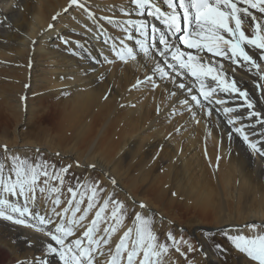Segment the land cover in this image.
<instances>
[{
  "label": "bare ground",
  "instance_id": "bare-ground-1",
  "mask_svg": "<svg viewBox=\"0 0 264 264\" xmlns=\"http://www.w3.org/2000/svg\"><path fill=\"white\" fill-rule=\"evenodd\" d=\"M154 2L159 4L162 11L168 10L163 0ZM69 3L70 0H0V68L9 64L15 72L11 75V82L17 85L12 86L16 95L12 96L20 108L28 104L26 113L39 111L46 115L53 110L52 115L48 114L51 124L43 125L47 120L38 124L28 141L22 139L17 146L11 147L9 133H1L0 146L7 145L13 151L10 154L22 159L32 151L28 148L34 146L60 151L62 158L66 157L61 168L70 165L79 174L84 172V179L93 173L92 169H100L101 180L107 182L104 178H109L107 194L126 187L124 190L130 199L148 205L147 211H151L154 204L135 195L134 187L138 188L136 178L139 176L132 177L134 180L128 177L127 182H119L112 177L114 174L123 175L119 163L136 159L141 165L138 173L147 172L143 181L148 184L146 192H154V187L159 190L155 193L156 200L172 202L164 196L169 191L185 196L189 201L194 198L193 206L203 217L212 215V220L216 222L213 230L226 227L224 230L233 235H250L252 230L246 225L264 223V158L249 147L236 128L243 126L242 130L249 141L258 142L257 147H264V129L256 122V117L249 118L247 115L249 111H259L264 117V79L256 74L255 68L249 71L243 64L229 66L227 61L214 57L224 64L226 78L235 79L237 86L255 102V107L249 110L245 99L238 93H225L217 89L210 97L213 103L203 101L206 107L201 109L191 99L192 94H198L197 85L191 83L192 78L180 76L175 83L161 79L158 74L153 76L154 62L144 58L142 53L137 61L124 62L112 49L115 43L117 50L127 45L139 52L136 43L141 39L139 32L127 25L126 21L144 20L149 26L155 25L159 29L155 34L158 41L159 32L167 33L162 20L147 14L139 15L130 0H80L84 8L76 5L69 7ZM252 11L258 19H262L259 13ZM109 19L112 23H109ZM125 27L128 33L123 30ZM242 28L246 35H251L247 23ZM129 35L132 39L128 38ZM168 35L183 50L194 52L179 41V34ZM121 40L124 45L120 44ZM249 54L264 69L260 51L251 49ZM164 59L156 56V61L161 63ZM148 76H152L154 83L146 79ZM179 83L191 85L193 93L180 89ZM34 92L41 100H31L30 96L25 100L24 94ZM49 96L59 99L48 110L41 109L44 97ZM219 99H223L225 104H216L215 101ZM185 100L189 103H183ZM225 107H232L236 111L225 114ZM209 108L212 109L211 116L207 114ZM238 114H242L243 119L235 124L228 123ZM52 121H55L54 125ZM15 148L23 151L17 154ZM63 175L65 180L67 173ZM84 179H79L76 186L81 189L83 197L77 219L89 202L87 192L93 188H86L90 184ZM113 179L115 184L112 183ZM64 182L61 186L59 181H50L51 185L61 188L60 192H37L35 205L29 204L31 210L53 221L63 219L67 223L71 219V211L61 217L52 213L54 207L57 212H62L72 198L66 189L69 185L67 181ZM95 188L99 202L86 219L74 226L76 236L69 237V240L80 237L99 210V185ZM57 197L61 201L59 206L53 203ZM78 197L76 194V200L80 199ZM19 203L23 205V197H19ZM135 209L136 212L142 210L139 205ZM159 216L166 218L161 213ZM22 219L28 224L37 223L32 216L26 215ZM156 221L161 223L160 220ZM101 223L102 231L96 233L97 238L104 235L103 229L107 227L101 226ZM47 228L52 229L53 226L48 225ZM200 229L209 228L199 226L196 234ZM124 230L121 228L112 236L108 245L101 244L105 255H97L100 264H106L108 249L114 250ZM197 239L204 250L208 242L199 236ZM49 243L59 247L34 227L0 218V264H40V261L62 264L57 254L48 251ZM227 245L225 249L229 250V262L226 264H255L233 244L228 242ZM206 257L210 264H222L219 256L212 252Z\"/></svg>",
  "mask_w": 264,
  "mask_h": 264
},
{
  "label": "snow or ice",
  "instance_id": "snow-or-ice-1",
  "mask_svg": "<svg viewBox=\"0 0 264 264\" xmlns=\"http://www.w3.org/2000/svg\"><path fill=\"white\" fill-rule=\"evenodd\" d=\"M130 3L135 5V11L139 15L147 14L162 20L167 27V33L159 32L157 41L155 34L159 29L155 25L149 26L144 20L126 21L127 25L139 32L141 39L136 41L139 45V52L124 45L123 40L120 44L124 46L118 50L117 45L113 43L112 49L120 60L137 61V57L142 53L144 58L154 62L153 76L158 74L161 79H168L173 83L180 76L192 78L191 83L197 85L198 94H192L191 99L201 109L206 107L203 101H207L208 104L213 103L210 97L217 92V89L225 93H238L245 99L249 110L255 107V102L249 99L246 91L237 86V81L226 78V69L221 60L227 61L229 66L243 64L248 67L249 71L255 68L256 74L264 79V69L253 58V55L249 54L251 49H257L260 51V59L264 60V0H163L167 11H162L154 0H130ZM73 5L80 8L85 7L80 0H70L69 7ZM252 10L259 13L262 19H258ZM109 23H112L110 19ZM245 23L251 29V35H246L242 28ZM123 30L128 33L127 27ZM168 33L172 36L179 34V41L186 46V49L194 50V52L183 50L170 39ZM128 38L132 39V36L129 35ZM157 55L165 58L163 63L156 61ZM214 57L221 58V60H215ZM146 79L154 83L152 76ZM178 87L190 94L193 93L191 85L179 83ZM183 103L188 104L189 101L185 100ZM215 103L223 105L225 101L219 99ZM234 111L236 109L232 107L223 109L225 114ZM207 114L212 115L211 108L208 109ZM247 115L249 118L256 117V122L264 129V117H261L259 111H249ZM241 119L243 115L238 114L235 118H230L228 123L235 124ZM242 127L236 128V131L243 136L255 153L264 158V147H257L258 142L249 141ZM0 147L5 153L4 158L0 159V218L16 224H25L27 227H34L36 231L44 232L59 246L54 247L49 243L47 248L50 253L59 256L62 264H100L97 255H105V252L101 250V244L108 245L112 235L121 228L126 230L123 231L114 250L108 249L106 264H164V257L169 253L170 245L160 241L153 230L152 217L143 215L142 212H134L131 219L132 226H126L124 221L128 218L127 209L122 202L112 199L111 195L103 201L94 219L91 220L90 226L81 233V236L69 240V237L76 236L74 226L86 219L88 213L96 206V188H92V196L89 197L87 207L77 219L76 214L81 212L80 205L83 203V197L76 200V191L69 187L68 192L72 194V198L67 201L68 206L63 208L62 212H57L54 207L52 213L61 217L67 216L71 211V219L67 223L63 219L59 222L53 221L38 211H32L29 204L35 205L37 192L41 194L46 191L60 192L61 188L51 185L50 181H59L62 186L64 184L63 174L67 173L71 166L50 172L49 167L55 169V165L49 166L47 161L30 163L26 158L22 159L10 154L7 145ZM112 183L115 184L116 181L113 179ZM12 197L17 199L13 200ZM19 197H23V205L19 203ZM53 203L59 206L61 204L59 197ZM109 203L113 205L110 219L114 223L103 229L106 236L102 235L97 238L96 233L101 231L100 223H106L104 214L109 208ZM139 208L147 210L148 205L141 202ZM26 215L32 216L37 223L28 224L25 219H22ZM48 225H52L53 228L48 229ZM246 227L252 230L250 235H228L227 233L226 235L239 252L249 257L255 264H264V225L252 223ZM167 239L172 241L173 246L177 244L171 232L167 234ZM217 249L224 251L220 245H217ZM189 250H192L191 245H189ZM176 251L179 252L180 248L176 247ZM40 264H46V261H40Z\"/></svg>",
  "mask_w": 264,
  "mask_h": 264
},
{
  "label": "rangeland",
  "instance_id": "rangeland-1",
  "mask_svg": "<svg viewBox=\"0 0 264 264\" xmlns=\"http://www.w3.org/2000/svg\"><path fill=\"white\" fill-rule=\"evenodd\" d=\"M2 68H3V73L5 72L4 74L1 72ZM2 68H0V74L2 73L0 75V80H1L0 81V134L2 133L5 135L9 133V142L11 144V147H14V146H17L22 139L28 141L30 135L32 134V130L41 122L47 120L43 125L46 126V125L51 124V119L48 114L52 115L53 110L52 112L47 113L46 115H42L39 111H35L32 113L31 111H28V113H26L28 104L25 103L26 102L25 100L27 99V97L30 96L31 100H34V98L41 100L39 99L40 96L37 95V93L35 92L31 93L30 95L27 93L24 94V97L26 98L25 100L23 99V101H25L24 107L26 108L25 109L24 107L23 109L20 108L15 100V97H13L14 95H16V93L13 90L12 86H17V85H12L11 75L15 74V72L13 71V69L11 68V65L9 64L2 66ZM58 99H59L58 97L55 98L53 96L52 98L50 96L44 97V100L41 102L43 104L41 106V109L45 110L47 108L46 110H48L49 108L52 107L51 105L55 104V102ZM32 104L35 105L34 101ZM54 122L55 121H52L53 125H54ZM34 147L35 148H28V150H32V151H30L28 155H24L25 158L30 163H36V162L43 163L44 161H47L49 166L55 165V168H57V171L61 167L64 166L63 160H65L66 157L63 156L62 158V156L59 154L60 151H56L54 149L48 148L50 149L49 151L46 149L47 147L45 148L44 147L41 148L40 146H34ZM15 149L14 151L17 152V154L23 151L21 148H15ZM8 150L10 153L13 152L10 149ZM4 156H5L4 150L3 148H0V159H3ZM135 160L128 159L126 161L119 163L118 167L120 168V172L123 175L121 176V175L114 174L112 175V177L118 179L119 182L120 181L122 182L125 180H126L125 182H127L128 177L132 179V177L136 178L137 176H139L136 178V180L138 179L137 182H139V183H136V186L138 185V188L134 187L135 195H137L140 198L142 197L146 198L151 204H154V207L153 209H151V211H147V210H144V211L138 210V211L142 212L143 215L152 217L154 221L153 230L159 237L160 241L166 242L170 245V251L167 254V256L164 257V264H210L206 257V255L209 252H212L218 255L219 258L221 259L220 262L222 264L228 263L229 261L227 257H229V255L227 252L229 250L225 249V247H228L227 245L228 242L232 244V242L228 239V235H233V234L227 230H224V228L226 229V227L220 228L219 230H217L218 232L213 230L212 228L214 227L216 222L212 220L211 218L212 215L206 214V216L203 217L202 214L198 211V209L195 206H193L194 198L192 199V201H189V199L186 198L185 196H181L180 194L172 193L169 191V193L166 192L164 196L167 200L171 199L172 202H168V201L162 202L159 199H157L158 200L157 201L154 197H155V193L157 194L159 190L156 187H154L155 188V189L153 188L154 192H151V193L146 192L148 189V184L143 181L145 177L147 176L146 175L147 172L141 171L140 173H138L141 168V165L138 164V162ZM127 164H128V167H127ZM70 169H71L69 170L70 172L69 171H68L69 173L67 172V177L64 180V181H67L66 183L69 185L68 187H66V189H68L71 186L76 191L77 197L79 196L78 198H81L82 191L79 187H78L79 189H77L76 186H78L79 184V179L80 181L84 179L83 175H85V173L81 172L79 174L75 168H72V166ZM92 170H94L93 173L89 177L84 179L85 182L88 181L87 184H90V186L86 185V188H89L91 186L95 187L96 185H99L98 193L101 194V203L99 205L100 207L102 206L103 201L107 199L110 195L112 196V199L122 202L125 206V209H127V212H128V218L125 219L124 224L126 226H132L131 219L134 215V212H136L135 207L138 206L140 203L134 201L132 198L131 199L129 198V195L124 190L126 187L111 190L109 194H107L106 193L108 189L107 182H109L108 181L109 178L108 179L107 177L104 178L107 181V182H104V180H101L102 178L101 170L100 169H92ZM49 171L52 172L56 170L53 169L52 167H49ZM133 174H135V176H133ZM101 189H103V191H101ZM169 189L170 188H168V190ZM169 195H171L172 197L171 196L169 197ZM87 196L89 197L92 196V190H89L87 192ZM96 197H95V201L97 205L99 201L96 200ZM186 202H189V203L187 205H184V203ZM112 207L113 205L109 203V208L106 210L104 214L106 223L102 222L101 226L102 225L108 226L109 224L114 223L110 219V211L112 210ZM159 213H161L166 218L160 217ZM156 220H160L161 223L157 222ZM157 225H159V227H157ZM259 225H264V223H260ZM199 226L208 227L209 229H204V230L200 229L199 232L197 231V234H196L197 227ZM169 232L172 233V235L175 237L177 241V244L174 246L172 245V241H169L167 239V234ZM226 233L228 235H226ZM103 234L104 236H106V233L103 232ZM115 234H113L112 236H114ZM198 236L201 237L203 240L205 239L208 242L206 247H204V250L203 248H201L198 242V239H197ZM205 243H204V246H205ZM189 245H191V249H192L191 251L189 250ZM217 245H220L224 251L221 252L220 250H218ZM176 247L180 248L179 252L176 251ZM181 253H183V255Z\"/></svg>",
  "mask_w": 264,
  "mask_h": 264
}]
</instances>
